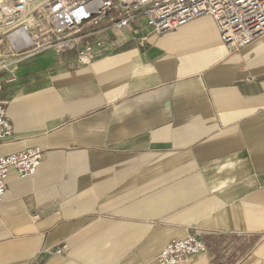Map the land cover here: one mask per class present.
Wrapping results in <instances>:
<instances>
[{"label": "crops", "instance_id": "1", "mask_svg": "<svg viewBox=\"0 0 264 264\" xmlns=\"http://www.w3.org/2000/svg\"><path fill=\"white\" fill-rule=\"evenodd\" d=\"M131 29L88 66L73 54L22 64L5 85L0 157L42 151L8 176L0 264H264V34L231 53L200 17L162 35Z\"/></svg>", "mask_w": 264, "mask_h": 264}, {"label": "built area", "instance_id": "2", "mask_svg": "<svg viewBox=\"0 0 264 264\" xmlns=\"http://www.w3.org/2000/svg\"><path fill=\"white\" fill-rule=\"evenodd\" d=\"M200 17L215 21L231 53L264 34V0H0V142L13 134L2 92L17 82L25 62L47 54H73L77 65L88 66L112 38L133 26L143 48L148 39L143 30L162 35ZM41 165L38 148L0 157V203L11 171L30 178ZM207 252L205 242L189 236L168 244L158 263L185 264Z\"/></svg>", "mask_w": 264, "mask_h": 264}]
</instances>
